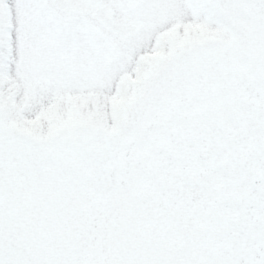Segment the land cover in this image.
I'll return each instance as SVG.
<instances>
[{
	"label": "snow or ice",
	"instance_id": "obj_1",
	"mask_svg": "<svg viewBox=\"0 0 264 264\" xmlns=\"http://www.w3.org/2000/svg\"><path fill=\"white\" fill-rule=\"evenodd\" d=\"M0 264H264V0H0Z\"/></svg>",
	"mask_w": 264,
	"mask_h": 264
}]
</instances>
